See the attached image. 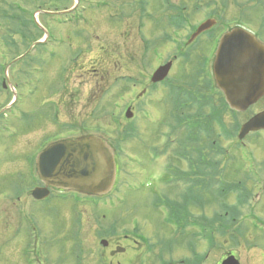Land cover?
Here are the masks:
<instances>
[{"label": "flooded vegetation", "instance_id": "obj_1", "mask_svg": "<svg viewBox=\"0 0 264 264\" xmlns=\"http://www.w3.org/2000/svg\"><path fill=\"white\" fill-rule=\"evenodd\" d=\"M59 1L64 6L57 10L63 37L62 31L66 30L67 25L86 23L92 28L94 20L89 19L88 11L94 14L104 8L115 9L110 15L111 24H125V28L119 37H122V42L118 44L108 42L97 46L89 42L85 44L86 48H76V43L71 42V50L75 54L73 56L70 50L66 51L70 42L60 43L63 48L56 68L53 69L58 72L57 92L60 99L49 104L53 110L50 114L53 127L44 121L34 122L30 127L33 130L47 125L46 129L56 131L37 144L36 148H39L33 155L34 160L41 150L51 144L72 142L91 135L101 136L113 148L116 159L118 152L120 157H126L129 144L139 136L138 125H146L147 128L167 126L168 133L155 128L151 146L140 135L139 148L136 150L137 156L149 157L148 160L140 159L141 165L147 169L139 172L150 179L153 177L159 183V193L152 195V206L164 207V214H160L164 216L162 223L170 229L169 239H174V243L169 244L167 249H160L159 236L155 232L153 237L147 236L137 217L132 220L130 229L124 230L122 236L118 235L116 222L108 221L101 211L112 206V203L101 200L85 202L88 198L86 194L48 184L41 178L36 166L31 170L19 171L23 175H18L16 180L21 189L14 192L15 198L22 201L24 194L28 199L26 205L31 209V204H41L47 206L48 211L62 209L63 213L70 210L74 222L76 220L79 225L82 219L79 207L90 206L88 223L95 242L106 241L100 244L105 249L93 251L95 256H92V264L207 263V251H198L190 243L191 237L198 236L190 227L195 225L207 237L210 223L207 205L211 188L215 190L216 187L220 201V161L233 152L240 153L248 148L246 155L252 165L244 160L241 162L244 166H251L248 176L253 192L245 197H249L252 202L264 196V162L259 157L264 153V127L253 128L243 139L238 138L246 122L264 113V91L246 110H233L226 103L215 77V63L224 34L244 30L264 47V0H123L116 7L111 0H72L74 4L70 7L66 4L68 0ZM85 1H88V7L84 8ZM252 4L263 9L256 10L252 17L238 15V10L251 11ZM128 24H131V30L134 27L132 32L127 30ZM89 31L83 26L79 33L85 36ZM130 33L131 37L128 38ZM118 47L120 56L128 58L125 63H121V57L113 60L108 51L109 48L117 50ZM96 50H102L105 55L98 58L84 57ZM164 67H167L165 72ZM249 70L253 79L252 88L256 89L257 74L262 75L264 69L258 72L250 67ZM158 71V80L154 81ZM72 79L75 82L77 79L81 81L76 90L72 87ZM94 80L98 82L95 85L91 84ZM260 86L264 87V82ZM97 88L104 94L100 106H97ZM226 111L234 117L233 131L229 128L224 132ZM97 113H100L99 117ZM38 116L39 112L32 114L31 119ZM106 116L108 122L114 124V129L125 134L124 137L120 135V140L113 141V138L105 137L108 128L102 124L97 125V119ZM41 118L43 115H40ZM128 134L137 136L127 137ZM227 136L230 149H221L220 141ZM231 158L235 159L233 154ZM152 164L159 169L152 171L149 167ZM154 182L144 185L146 191L156 187L152 186ZM210 182L215 186L209 185ZM35 188L47 189L48 195L42 199L35 198ZM228 214L229 211L213 215L216 220L214 223L220 224V229L223 226L220 216ZM30 215L32 218L28 216L29 225L38 230V220L33 217L34 213ZM233 219L232 222H237V218ZM75 237L79 239L77 234ZM177 243L188 248L180 258L172 255ZM118 246H125V250L115 252ZM135 247L139 249L135 250ZM68 253L71 261L76 258L83 262L81 255L78 256L74 251ZM230 254L234 253L223 255L222 261ZM61 255L65 261L66 255ZM64 261L48 259L47 264H62Z\"/></svg>", "mask_w": 264, "mask_h": 264}, {"label": "rangeland", "instance_id": "obj_2", "mask_svg": "<svg viewBox=\"0 0 264 264\" xmlns=\"http://www.w3.org/2000/svg\"><path fill=\"white\" fill-rule=\"evenodd\" d=\"M6 1L23 3L28 0ZM121 1L123 0H111L114 7ZM42 2V5L39 3L34 4L41 8L33 6V4H24H27V7L30 9V12L28 11L27 14L28 19H30L31 15L34 16V21L37 20L48 32H51V38H49L48 42L42 44L44 45L43 47L32 49L28 56L29 58L27 61H24L22 56L28 51L29 44L25 46L23 43L18 42L21 40L16 34L14 37L17 39L18 48L15 45L9 46L6 43H2L0 39V264H47L48 259L54 262H57V260L64 261L61 253L67 257L62 264H71L73 262L75 264H90L89 260L92 264V256H95L93 251L105 248L99 242H95V238L90 231L88 223L91 213L90 206L84 207L81 205L79 207V214L82 215L81 224L79 225L76 220L74 222L70 210H65L64 214L62 213V209L48 211L46 210L47 206L41 204H31L33 208L31 209L26 205L28 201L27 197L22 194V201H20L15 198L16 194L14 192L21 189L16 180V178L18 179V175H23L19 171L32 169V158L39 148V146L36 148L37 144L46 137L49 138L48 136L56 131L54 129H46L47 125L45 127L42 125L38 126L33 130L30 127L32 123L40 121L47 122L46 124L53 127L50 117L53 110L49 104L55 103L60 99V95L57 92L59 89L57 85L58 72L53 70L56 68L60 52L63 48L59 44L70 42L66 46V51L70 50L72 56L75 54L71 50V42L76 43V48H86L85 44L89 42H93L97 46L107 44L108 42L118 44L122 42V37H119L121 31L125 28V24H111L110 15L112 11H115L113 8H104L94 14L88 11L87 16L89 19L94 20L92 28L86 23H81L78 26H76L77 23L76 25H67L66 30L62 31L63 37L60 32L61 27L57 24V15L49 16L46 14V11L49 9V11L56 12L55 10L64 8L63 3L59 0H43ZM87 2L85 1L84 8L88 7ZM66 4L70 7L74 4V1L68 0ZM250 9L251 11L245 12L238 10V15L252 17L256 10L259 11V9L263 8L252 4L250 5ZM6 10L3 0H0V12ZM34 11L39 12L34 14ZM83 26L91 30L85 36L82 30V34L79 33ZM127 30L132 32L134 27L131 30V24H128ZM7 31H10V27H6L5 21L0 17V37H2L3 32ZM40 31L42 32L41 29ZM42 34L38 32L36 38L43 40L44 35ZM130 37L131 33L128 35V38ZM134 47L138 48L137 45ZM108 51L115 61L121 57L118 53L119 47L117 50L109 48ZM104 55L102 54V50H96L91 55H85L84 57L98 58ZM18 57H21V59H18ZM107 57L108 55L105 59ZM127 60L126 56L121 57V63H125ZM10 61L11 64L6 68V64L10 63ZM27 63L31 64L30 67L27 66ZM5 74L8 80L12 82L14 90L17 91L18 100L11 107V111H6L3 115L2 109L14 100V91L9 87L5 90L1 87ZM71 81L73 89H78L77 84L81 81L79 79L76 82L74 79ZM96 82L97 80H94L91 84L95 85ZM96 95L97 106H100V101L104 94L97 88ZM42 102L44 103L43 106L40 105ZM114 111L116 112L117 108ZM30 112L33 115L39 112V116L33 120L31 119L32 114ZM40 115H43V118L39 119ZM97 115L99 117L100 113H97ZM103 118L101 120L98 118L96 123L97 125L99 124L98 126L102 124L103 127L108 128V134L103 132L105 137L113 138V141L120 140L119 137L123 134V131L114 129V124L108 122L107 116ZM234 125V117L227 112L225 114L224 132H227L229 128L233 131ZM155 128H159L163 133H168L169 131L167 126H152L147 128L146 125H138V138L132 140L133 142L129 144L126 151V159L119 162L122 168L121 174L117 175L115 190L106 196L96 199L91 198L90 200L92 202L94 200H101L113 203L112 206H107L101 209V211L107 216L108 221L116 222L118 227L116 232L118 235L122 236L124 230L130 229L133 224L132 220L137 217L141 221V229L147 236L153 237L154 232L159 236V248L164 250L174 243V239H169L171 238L170 229L162 223L164 216L160 214H164V207L159 205L152 206L154 200L152 195L159 193V183L153 177L150 179L149 176L139 172L147 169V167L144 168L141 165V160H148L149 157L137 156L136 150L139 148L138 140L141 136L150 146L153 145ZM228 141V136L223 138L220 141L221 147L226 148ZM118 147L120 149V145ZM227 149H230V146ZM247 151L248 148H245L240 153L232 151L233 153L230 156L225 157L220 162V190L222 197L218 201L216 187H214L215 190L211 188L207 205L210 224L216 229L212 233V237H209V231L206 237V235H203V230L200 232L199 228L197 230L195 225L190 227L198 234V236L194 235V237H191L190 243L193 245V248L198 251H207L208 257L205 264H219L222 261L223 255L228 253L236 254L241 264H257V262L264 264V196L261 200H252V202L249 200V197H245L246 194L253 192L248 176V170L251 166H247L246 164L244 166L241 162L244 160L246 163L249 162L251 164L246 155ZM232 154L235 158L234 160L231 158ZM259 157L264 162V153L260 154ZM149 167L152 171L159 169L155 164ZM153 180L155 182L152 186L156 187L146 191L144 185L146 184L147 186ZM211 180L213 181L212 178ZM211 182L209 185L215 186ZM225 195H227L226 201L224 200ZM254 198L256 199L257 197L255 196ZM149 202H151V207H149ZM219 204L220 207H218ZM225 209H229L230 212L228 215L220 217V223L229 226L226 232L225 228L220 229V224L214 223L216 220L213 216L217 212L222 213ZM31 213H34L33 217L40 224L38 230H33L31 228L32 225H26L27 215L32 218ZM241 214L242 216H240ZM233 216L237 218L235 219L237 220L235 223L230 220V218H232V221L234 220ZM72 220L73 223L71 222ZM236 228L240 229L239 232L235 230ZM75 234H77L79 239L75 237ZM210 238H214V241L212 242ZM236 238L238 243L234 240ZM177 244L173 248L172 255L175 258H180L185 255L188 248L185 249L183 246H179L180 243ZM137 249L139 248L135 247V250ZM72 251L78 256L81 255L83 262L76 258H73L71 261L70 256L68 257L67 255L70 254L68 252Z\"/></svg>", "mask_w": 264, "mask_h": 264}, {"label": "water", "instance_id": "obj_3", "mask_svg": "<svg viewBox=\"0 0 264 264\" xmlns=\"http://www.w3.org/2000/svg\"><path fill=\"white\" fill-rule=\"evenodd\" d=\"M250 67L258 72L261 68L264 69V47L256 43L244 30L226 33L220 42L215 63V77L227 103L238 111L246 110L264 91L260 88L262 87L260 83L264 82V70L262 75L257 74V87L254 89L253 79L249 74ZM163 69L165 72L167 67ZM159 73L160 71L156 72L154 81L158 80ZM128 116L130 117L131 114L128 113ZM262 127H264V113L246 122L240 130L239 138H244L253 128ZM37 168L41 178L48 184L92 195H101L110 191L116 178L113 149L99 136H89L49 146L38 155ZM46 194L45 189L39 188L33 193L36 198H42ZM123 250L125 249L118 247L115 252ZM222 264H240V262L235 256L230 255Z\"/></svg>", "mask_w": 264, "mask_h": 264}, {"label": "trees", "instance_id": "obj_4", "mask_svg": "<svg viewBox=\"0 0 264 264\" xmlns=\"http://www.w3.org/2000/svg\"><path fill=\"white\" fill-rule=\"evenodd\" d=\"M42 1L43 0H28V1H24L23 3H19L16 1L3 0L4 7L7 10L4 12H0V17H2L3 20L5 21L6 27L7 26L10 27V31H7L5 33L3 32L2 37H0V39L2 40V43H6L9 46L15 45L18 48L19 47L18 42H21L26 46L27 44L30 45L33 42L40 39V38H36V34L38 32L42 34V32L34 23L32 15L30 16V19H28L27 14H28V11L30 12V9L27 7V4H24V3H28L29 5L33 4V6H36L34 4H37V3L41 4ZM36 7L41 8L39 6H36ZM33 13H35V11ZM33 23H34V26H33ZM15 34L20 37L21 41L17 42V39H15L14 37ZM221 196H222V193H221ZM224 197L226 201L227 195H225ZM227 210H224V211H227ZM222 228H225V232H226V229L229 228V226L224 225L223 223ZM235 230L239 232L240 229L236 228ZM208 231H209V237H212V233L216 231V229L212 226V224L209 223ZM232 235L234 234L232 233ZM232 237L234 238V236ZM210 240H212L213 242L214 238L213 239L210 238ZM234 240L237 241L238 243L237 238Z\"/></svg>", "mask_w": 264, "mask_h": 264}]
</instances>
